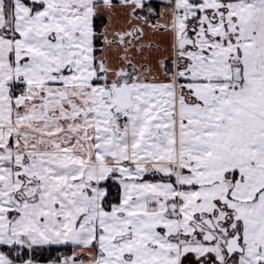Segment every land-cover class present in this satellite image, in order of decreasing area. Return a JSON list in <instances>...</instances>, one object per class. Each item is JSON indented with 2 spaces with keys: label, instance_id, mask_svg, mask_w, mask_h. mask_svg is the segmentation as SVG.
I'll return each mask as SVG.
<instances>
[{
  "label": "snow or ice",
  "instance_id": "6c2138e0",
  "mask_svg": "<svg viewBox=\"0 0 264 264\" xmlns=\"http://www.w3.org/2000/svg\"><path fill=\"white\" fill-rule=\"evenodd\" d=\"M0 264H264V0H0Z\"/></svg>",
  "mask_w": 264,
  "mask_h": 264
}]
</instances>
